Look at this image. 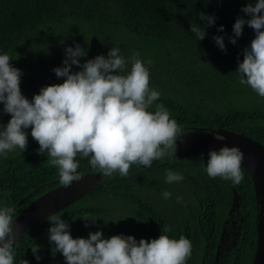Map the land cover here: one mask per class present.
<instances>
[{
	"label": "trees",
	"instance_id": "trees-1",
	"mask_svg": "<svg viewBox=\"0 0 264 264\" xmlns=\"http://www.w3.org/2000/svg\"><path fill=\"white\" fill-rule=\"evenodd\" d=\"M255 2L256 0H0V55L8 54L13 58L24 51L34 36L36 37L49 24L53 27L68 20L84 21L96 28L97 37H103L100 41H107V38H104L107 33L122 31L134 36L135 39H140V47L148 50L153 58H158L159 64H163L160 62L163 61L161 57L167 59V62H180V68L173 67L171 70L160 65L157 71L161 76L157 78L166 77L170 80L182 78L190 86L188 91L191 92V88L195 87L209 96V90L206 88L210 87L207 84L212 78L218 79L217 86L226 91L239 79V74L236 73L238 65L243 61L244 49L250 47L255 32L245 24L243 34L237 38L235 45L230 43V39L234 38L233 26L236 20L250 19L241 9L250 3L254 5ZM199 13L214 17V26H208L207 21H201ZM191 23L205 29L207 34L202 41L191 32ZM221 26L224 31L218 30ZM216 36L224 38L226 51L218 47L213 39ZM111 39L114 40V37ZM200 66L202 69L192 83V72ZM204 66L212 67L215 73L211 75L203 69ZM222 100H218V103L225 102ZM159 102L168 108L170 118L176 120L182 129L180 134L187 132L189 127L212 128L243 134L264 145V110L249 111L230 105L219 111L205 105L203 101H201L203 105L194 104L195 107L188 109L170 100ZM39 148L37 142L16 156L0 160V207H13L15 209L13 219L35 199L62 185L59 182L58 169L47 162L49 157L46 152L38 154ZM180 148L177 140L176 156H165L163 159L153 161L150 168L134 164L126 177L120 176L118 172L111 177H104L98 168H92L89 158L82 159L79 154L76 157L80 165L77 171L79 176L100 173L103 177L102 183L86 196L113 197L133 202L156 226L160 234L163 233L173 239L186 237L191 241L192 251L200 244L202 254L199 257V260L202 257L200 264H215L219 227L224 214L220 211L211 182L207 181L208 174L201 170L206 167L209 152H183ZM194 162L198 163V170H201L195 178L209 187L206 188V194L195 195L197 205L192 213L184 211V219H180L174 228L177 231H172L169 221L159 208L130 198L129 191L135 187L141 189L157 187L153 184L155 176L165 169L184 171L188 166H193ZM242 171L244 179L239 185H234L230 180L226 181L237 188L243 199L242 211L246 224L243 225L236 248L226 258L222 257L218 264H252L255 256L256 222L259 211L253 182L243 167ZM71 206L57 215L64 221L75 220L84 212L105 215V212L90 209L77 212L72 210ZM51 226L46 220L14 245V264H20L23 259L29 264L38 262L36 257L32 258L31 249L41 243ZM128 236L133 237L131 233H128ZM54 247L55 245L48 241V245L40 248L36 255H39L41 260L55 256L52 254ZM192 251L186 264H192Z\"/></svg>",
	"mask_w": 264,
	"mask_h": 264
},
{
	"label": "clouds",
	"instance_id": "clouds-1",
	"mask_svg": "<svg viewBox=\"0 0 264 264\" xmlns=\"http://www.w3.org/2000/svg\"><path fill=\"white\" fill-rule=\"evenodd\" d=\"M241 11L250 19L236 20L230 43L236 44L245 24L254 30L255 37L244 49L236 72L238 82L264 97V0H256ZM198 16L208 26H214V17L204 13ZM218 30L224 31L223 26ZM191 32L199 41L207 34L196 23H191ZM213 39L226 51L223 37ZM139 55L135 52L126 61L120 49L113 47L107 58L99 55L81 64L80 58L87 56L85 49L79 44L68 47L64 67L54 69L57 78L64 82L42 88L32 100L21 92L22 72L12 66L8 54L0 55V104L11 117L6 126L0 124V154L16 148L25 151V130L31 129L32 138L40 146L38 154L47 153V162L58 169L59 182L65 187L80 179L78 154L82 159L89 158L92 168H98L104 177L116 172L126 177L134 164L150 168L153 161L176 156L182 129L163 104H156L155 111H149L159 100L160 92L149 87V69ZM129 62L130 70L126 67ZM151 63L147 61L148 65ZM73 65L81 70L73 72ZM215 138L225 139L219 135ZM243 161L244 153L238 147L225 146L208 153L205 171L211 178L221 177L239 185L244 179ZM183 179L182 174L166 170L167 183ZM161 195L167 200L172 193L165 190ZM176 200L181 203L183 197L177 196ZM14 214L11 206L0 207V264H14ZM83 220L95 223L87 217ZM48 222L52 225L48 229L49 241L55 245L52 252L61 253L66 264H186L192 251L191 241L184 236L173 239L162 233L149 242L122 235L105 239L97 231L87 239H74L69 224L59 215H50ZM31 250L34 255L40 251L38 246ZM36 259L41 257L36 255ZM20 264L29 262L23 259Z\"/></svg>",
	"mask_w": 264,
	"mask_h": 264
},
{
	"label": "rangeland",
	"instance_id": "rangeland-1",
	"mask_svg": "<svg viewBox=\"0 0 264 264\" xmlns=\"http://www.w3.org/2000/svg\"><path fill=\"white\" fill-rule=\"evenodd\" d=\"M52 24L45 26L43 31L39 33L36 37L34 36L30 44L27 45L24 51L11 58V64L14 68L19 69L22 72L20 88L22 94L32 100L34 95L39 94L40 90L46 86L63 83V78H57L54 69L58 67H64L63 61L65 60V49L68 47L75 48L77 44L85 49L87 52L86 57L80 58V63L83 64L87 60L94 59L99 55H103L105 58L108 56V52L111 48L117 47L120 49V55H122L126 61H130L131 56L138 52L139 59L144 61L145 66L148 67L150 73V84L151 89L160 92L159 100L155 101L153 106L149 111H155L156 104H163L159 101H172L180 107H186L188 109L195 107L194 104L205 105L216 110H225L230 105L233 107H239L241 109L253 111H263L264 110V97H260L255 93L249 86L241 85L237 79L235 85L231 87L230 90H223L219 88L218 79L212 78L207 86L206 90H209V96L205 95L204 92H200L195 87L191 88V92L188 91V82H184L182 78L180 79H168V78H157L159 75L157 68L161 65L163 68H169L171 70L173 67L180 68V62H167V59L162 58L163 64H159L157 59L151 56V53L140 47V39H135L134 36L128 35L122 31L119 33L111 32L107 33V41H100L103 37H97L95 34L96 28L92 24L84 21L71 22L63 21L61 23L55 24L52 29ZM93 33V34H90ZM114 37V40L111 39ZM156 54V53H155ZM157 55V54H156ZM151 60V65L147 64V61ZM127 69L130 70V62L127 64ZM153 69V72H152ZM202 66L198 67L192 72V83L194 82L195 76L198 75L199 70ZM205 71H208L211 75L215 73V70L208 66L203 67ZM75 65L72 67L73 72L80 71ZM181 76V75H180ZM39 85L41 87H36ZM190 87V86H189ZM223 99L225 102L218 103V100ZM222 100V101H223ZM164 105V104H163ZM3 104H0V124L7 125L11 117L3 112ZM168 110V108L164 105ZM28 134V144L27 148L37 143L31 136V129L25 130ZM22 151L16 148L13 151L7 152L6 155L0 154V160L10 158L20 154ZM183 163V159L180 160ZM198 166H188L186 170H172L165 169V171L158 173L155 176L153 184L157 187H150L146 189H141L135 187L132 191H129L130 198L138 199L139 201L147 202L150 205H154L159 208L169 221V225L172 231H177L174 228L177 227L178 221L184 219V211L190 212L194 210L196 203V194L204 195L202 187L198 181L192 177L190 183L187 180L188 176H198L201 170L204 171L203 167L200 171ZM166 170H171L173 172H178L184 176V179L180 182H174L172 184L166 181ZM221 177H216L213 181L215 187L220 188L223 198L219 199V208L222 214L227 213L231 201V194L229 191V184L224 181H219ZM209 185H206L208 188ZM169 191L172 193L171 198L165 200L161 193L163 191ZM202 190V191H201ZM177 196H182L183 201L177 203ZM221 196V194H220ZM85 197V196H84ZM82 197L80 200L72 204L71 209L75 211H85V210H99L100 212H105V215L96 214H81L77 219H68L67 222L70 226V232L72 237L75 238H89L90 233L101 231L103 233V238L108 239L112 236L122 235L127 237L128 233H131L137 241L141 239H146L149 242L152 239H157L161 235L157 230L156 226L138 209V206L133 202L123 199H113V197H94L91 195ZM230 210L228 211L229 214ZM87 217L92 221L83 220ZM225 217V216H224ZM223 217V218H224ZM71 220V221H70ZM86 224L88 226H86ZM49 233L46 232L43 240L39 245L40 248L48 245ZM199 244V243H198ZM201 247H195L192 251L191 263L200 264L199 260ZM55 256L49 258L45 257L44 260H39L36 264H66L65 258L61 253H52ZM35 258L36 255L33 254ZM229 253L227 252V256ZM226 258V256L224 257ZM200 261V262H199ZM199 262V263H198ZM222 264V263H221Z\"/></svg>",
	"mask_w": 264,
	"mask_h": 264
},
{
	"label": "water",
	"instance_id": "water-1",
	"mask_svg": "<svg viewBox=\"0 0 264 264\" xmlns=\"http://www.w3.org/2000/svg\"><path fill=\"white\" fill-rule=\"evenodd\" d=\"M217 135L225 139L219 141L215 138ZM178 141L183 152L218 151L227 146L238 147L244 153L242 167L253 182L259 211L256 252L252 264H264V145L243 134L212 128H192L191 131L180 134ZM102 181L100 173H87L80 176L79 180L73 181L70 187L60 185L35 199L13 219L16 243L32 229L48 220L50 215L59 213L95 190ZM240 201L241 197L234 189L233 211L240 207ZM218 255L219 249L216 258Z\"/></svg>",
	"mask_w": 264,
	"mask_h": 264
},
{
	"label": "flooded vegetation",
	"instance_id": "flooded-vegetation-1",
	"mask_svg": "<svg viewBox=\"0 0 264 264\" xmlns=\"http://www.w3.org/2000/svg\"><path fill=\"white\" fill-rule=\"evenodd\" d=\"M192 128H199V127H189V130L187 132L191 131ZM180 146H182V145L180 144ZM189 163H191V161H189ZM194 165L198 166V163L194 162ZM186 177H187V180L190 183H192V185H193V182L191 181V179H192V177L195 178V176L186 175ZM214 179L215 178H211L208 176L207 181L211 182L210 184L212 185L213 190H214L215 194L217 195L216 200L218 201V203H220L219 199H222L223 195H222L220 188L215 187V184L213 181ZM219 181H224V180L222 178H220ZM198 183L202 187L203 192L206 193V185L202 184L199 181H198ZM228 184H229V191L231 194V201H230V204H229V207L227 210L228 211L230 210V212L228 214V211H227L226 215L224 214L225 217L221 220V223H220L219 244H218L219 255L215 259V264L220 263V259H222V257L224 258L225 256H227V252L230 253L233 249L236 248V246L238 245V242L240 240V237L242 235L243 225L246 224L245 217L243 215L244 212L242 211L243 199H242L241 195L239 194L237 188L232 187L229 182H228ZM234 189L237 190L239 196L241 197V201H240V207L235 208L233 211V202L232 201H233V190ZM203 192H201V193H203ZM220 194H221V196H220ZM192 211L193 210H190L189 213H192ZM231 211H233V212L230 215ZM257 225H258V214H257V222H256V234H257ZM218 249H217V251H218Z\"/></svg>",
	"mask_w": 264,
	"mask_h": 264
}]
</instances>
